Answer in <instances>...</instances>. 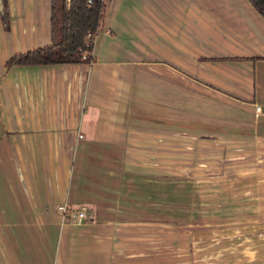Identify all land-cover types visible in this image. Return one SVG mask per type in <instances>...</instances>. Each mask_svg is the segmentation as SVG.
<instances>
[{"label": "crops", "instance_id": "1", "mask_svg": "<svg viewBox=\"0 0 264 264\" xmlns=\"http://www.w3.org/2000/svg\"><path fill=\"white\" fill-rule=\"evenodd\" d=\"M49 43L50 0H0V264H264L252 5L104 0L90 61L4 66ZM184 139L204 162L257 149L260 169H181Z\"/></svg>", "mask_w": 264, "mask_h": 264}, {"label": "trees", "instance_id": "2", "mask_svg": "<svg viewBox=\"0 0 264 264\" xmlns=\"http://www.w3.org/2000/svg\"><path fill=\"white\" fill-rule=\"evenodd\" d=\"M247 1L264 19V0ZM102 11L100 0L90 4L85 0H50V43L15 53L5 61L4 66L90 61L92 40ZM1 12L4 13V10L1 9Z\"/></svg>", "mask_w": 264, "mask_h": 264}, {"label": "rangeland", "instance_id": "3", "mask_svg": "<svg viewBox=\"0 0 264 264\" xmlns=\"http://www.w3.org/2000/svg\"><path fill=\"white\" fill-rule=\"evenodd\" d=\"M181 144L179 149L181 169L187 170L189 166H192V169H196L197 172H209L208 174H213V176L227 170L260 169V165L255 162L259 151L254 148L233 149L223 147L221 149L213 147L210 161L204 162V155L199 148L188 147L189 143L186 139L181 140Z\"/></svg>", "mask_w": 264, "mask_h": 264}, {"label": "built area", "instance_id": "4", "mask_svg": "<svg viewBox=\"0 0 264 264\" xmlns=\"http://www.w3.org/2000/svg\"><path fill=\"white\" fill-rule=\"evenodd\" d=\"M87 4H90L92 1L94 0H85ZM104 0H100V2L103 3ZM88 37V36H87ZM89 39H86V42H88ZM258 106H255V109H257ZM55 211L58 212L59 214L63 215L66 210L69 208H67V205H65L64 203H58L55 205ZM71 217L74 219V221L76 222H80L84 217H85V213H84V208L80 207L77 210H73L70 212Z\"/></svg>", "mask_w": 264, "mask_h": 264}]
</instances>
